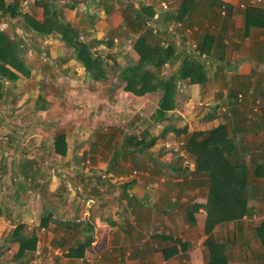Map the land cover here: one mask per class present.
<instances>
[{
  "label": "crops",
  "instance_id": "1",
  "mask_svg": "<svg viewBox=\"0 0 264 264\" xmlns=\"http://www.w3.org/2000/svg\"><path fill=\"white\" fill-rule=\"evenodd\" d=\"M39 1L1 0V7L14 6L18 15L3 14L0 10V31L5 34L11 31L12 37L9 39L18 45L29 71L28 77L15 71L19 76L16 82L4 80L2 84H9L10 90L6 91L13 94V102L17 100L18 103L24 96L29 99L32 96V105L34 103L33 106L38 108L33 111L35 117L36 114L54 112L52 108L55 105L59 108L65 104L69 112L81 111L84 117L82 125L77 121L76 128L66 125L63 133L52 134L53 142L57 136L63 135L66 144L64 155L56 154L53 144L54 154L66 160L67 155L74 152L75 145L84 144L80 137L87 139L90 135H95L96 141L91 140V147L82 152L97 155V162L92 156L86 157H91V165L97 163L96 169L110 168V172L104 174L83 170L87 178L73 182V195L54 194L61 202L67 200L70 208L62 207L68 205L61 203L58 210L47 209L42 212L48 218L43 227L39 226L40 220H32L26 224L28 221L20 214L18 219H12L11 222L19 220L17 225H6L7 219L0 216L4 221L0 220V237L11 232L6 239H0V264H209L211 258H216L219 262L214 264H264V229L261 230L264 225V27L246 28L244 19L247 7L259 10L264 18V0H191L192 4L182 22L175 23L173 20L169 23V29L178 26L169 35L170 40L180 48L175 49L174 57L169 63L176 64L175 68L178 69L182 60L187 57L199 59L204 65L207 80L203 84L193 85L187 81L178 82L175 107L166 113L163 120L157 119L156 112L161 91L142 96L124 91L126 81L122 73L126 68L124 65L123 68H113L115 64H119L117 59H108V67L102 68L103 76L91 77L83 65L75 60L73 46L63 41L59 34L35 33L22 16L27 14L42 22V5L52 1L55 8L58 6L57 10L63 21L78 31V41L88 43L92 52H96L98 48H112L105 43L111 41L108 33L118 28L122 19L115 13H109L108 6L114 9L112 4L121 0H108V5L103 0ZM183 2L186 0H179L177 7H171V15L176 16ZM241 5L246 7L241 8ZM222 7H226L225 11H222ZM156 9L154 13L151 8L153 18L159 13L166 14V10ZM165 14L162 19L167 17ZM132 35L131 31L127 32L128 41L134 37ZM178 35L180 40L174 41ZM32 41L37 46L35 49ZM36 41L40 42L39 46L44 50L43 55L49 61L48 65L51 63L49 53L60 62L63 68L59 69L63 78L69 79V87L76 85V91H68L69 88L64 90L60 81H56L49 87L54 91L38 93L41 83L33 81L32 76L52 66L44 65L41 68L39 64L35 68L27 62V54L21 52L22 42L31 47L26 51L28 54L36 51L39 48ZM98 41L103 43L99 44ZM200 44H205L202 55L195 51ZM131 51L123 54L129 59L126 66H134L139 61V55L133 47ZM226 62L228 68L223 67ZM111 72H117L118 78L110 80ZM51 73L55 71L52 70ZM105 89L109 90V97L103 94L107 93ZM233 94L241 95L243 99L229 112L226 103L228 97L233 99ZM154 95L155 103L152 99ZM253 97L257 100L254 101ZM37 99L42 100V104ZM112 102L113 110L110 106ZM0 103L4 104L1 98ZM201 103L208 104L211 111L196 113L195 105ZM257 103L259 109L253 113L252 109ZM87 104L91 107L88 108ZM127 105L133 107L129 115L139 114V125L145 119L151 121L148 115H152L157 127H162L158 133L151 130L150 125H145V128L140 125L143 132L138 141L148 142L151 138L158 137L154 145L157 153H153L154 147L141 154L132 153L136 147L131 149L132 141H127L128 137H132L131 134H124L123 143L116 139V132L121 133L124 127L127 128V120L119 121L114 116L117 117V111ZM13 113L21 112L16 110ZM126 114L127 112L125 116ZM3 119L7 121L5 115L0 114V123ZM130 120L133 118L130 117L128 121ZM236 120L241 121V125L234 124ZM100 123H108L109 129H113L104 143H101V136L97 133ZM164 123L167 124L163 126ZM221 124L227 126L228 136L235 141L233 163L243 166L235 181L233 175L229 176V168L219 155H215L219 163L218 166L213 163L212 167L215 165L216 168L213 175L197 171L195 157L189 154L187 146L193 133L205 132ZM167 127H172L173 131L160 138ZM176 129L180 132L175 131ZM72 137L75 138V141L72 140L73 144H67L66 138ZM112 137L115 138L114 141ZM106 144L109 148L112 147L111 151H106L107 156L103 153ZM27 156L19 158L20 163L25 158L34 159L33 156ZM35 160L38 164L43 162L36 157ZM85 162L90 164L89 159ZM135 162L139 163L138 177L130 173L132 168L136 169ZM63 175L61 172L60 178ZM130 181H133V186L127 190L125 184ZM226 181L241 184L240 193L245 189L242 194L246 201L245 208L234 207L235 210L227 212L226 202L213 196L215 187ZM50 182L49 191H52L56 181ZM68 196L73 198L68 200ZM72 200L75 202L70 203ZM213 200L219 202L218 206L213 205ZM190 211L192 221L189 222L187 213ZM80 215L82 219L78 220ZM231 215L235 218L228 220L227 216ZM55 216L70 218L58 220ZM217 218L220 220L217 221ZM17 226L22 227L23 236L34 235L36 239L34 248L27 250L21 257L16 256L19 243L9 240ZM90 240L92 242L85 248L82 256H71V249ZM180 243L184 244V248H181ZM211 243L214 245H209Z\"/></svg>",
  "mask_w": 264,
  "mask_h": 264
},
{
  "label": "trees",
  "instance_id": "2",
  "mask_svg": "<svg viewBox=\"0 0 264 264\" xmlns=\"http://www.w3.org/2000/svg\"><path fill=\"white\" fill-rule=\"evenodd\" d=\"M39 2L43 3L44 1L40 0ZM191 2V0H186V2L181 4L176 16L173 14L171 15V12H167L165 14L167 17L163 19L162 17L156 19L153 18V13L150 7L140 5L139 8L135 10H129L127 8V10L124 11L125 14L123 13V22L119 26V30H123L119 35L127 37V33L125 31H131L132 33L138 35L134 38L132 46L135 52L139 55V61L134 66L124 67L126 68L122 73L123 79L126 81L124 91L132 92L135 96H142L146 93L155 92L157 90L161 91L162 96L159 102V107L156 111L157 119L159 120H163L166 113L174 109L176 101L175 96L179 86L178 82L187 81L189 84L193 85L203 84L207 80L203 63L199 59L197 60L189 57L182 60L180 68H178L171 76L161 77L159 75L161 68L168 64L175 54L174 43L170 40L171 36L168 33L170 24L173 20L175 23L182 22L184 16L188 12L189 6L192 4ZM54 5L55 4H53L52 1L46 4L43 3L42 7L44 19L42 22L34 20L27 14L22 15L25 23L31 30L39 35L59 34L63 41L73 46L74 58L77 62L83 65L86 73H89L93 78L103 76L102 68H107L108 63L95 52H92L91 45L78 41V31L63 21L59 11ZM13 8L14 6L10 5L7 8L0 6V10H2L3 14L9 13L10 15L17 16V10L14 11ZM256 14L258 15L256 16ZM244 19L246 28L264 27V18L261 17L260 11L252 7H247L245 9ZM148 21L154 22V24H156L155 27H148ZM150 39H152L151 42H149ZM164 39H167V41H164ZM166 42L168 43L167 45ZM98 43L102 44L103 42L98 41ZM105 43L112 46L111 41ZM204 45L205 44H200L195 51L202 55ZM108 57L111 60L116 59V57L112 55H109ZM114 61L115 60H113V62ZM147 66L153 67L155 71L148 68L146 69ZM27 68L28 66L22 58L16 42L10 40L4 32L0 31V98L1 91L4 86L2 82L4 80L12 83L16 82L19 76L15 71L25 77H28L29 71ZM229 95L232 94L230 93ZM240 99H243V96L237 94H233V99H229L228 97V103H226L228 108L227 111L230 112L231 109L234 110L233 108L237 105V103L241 102ZM256 100L257 98H254V101ZM255 106H258L257 110L252 109V112L258 111L259 103L255 104ZM241 123V121L236 120L234 124L241 125ZM226 127L227 126L224 124H221L218 127L205 132H195L189 137L187 146L189 154L195 157L196 169H198L197 171L208 172L213 175L216 168H214L215 165L213 167L212 165L215 162L216 166H218L217 163H219V161H217V157H215V155H219L222 156L223 162L226 163L229 168L227 169L229 171V176L233 175V181H235V179L238 178V171H240L243 166L235 165L233 163L232 159L235 158V141L234 138L228 136ZM170 131H173L172 127L165 128L159 137H165V135ZM175 131L180 132V130L177 129ZM157 139L158 137H153L148 142H143V140L136 141V143H134L136 148L132 151V153L137 152L141 154L144 150L152 148L156 144ZM132 140V137L127 138V141ZM54 144L55 153H62L64 155L66 149L65 136H57ZM20 173L22 178L25 180L24 183H28V189L31 188L34 190H41L44 186L43 183H40V179H43L46 176H42L43 172L37 160L25 158L21 161ZM247 176L248 174L246 175L245 180L247 179ZM46 181H49V177H47ZM125 186H127L128 190L133 186V181L128 182ZM240 186L242 187L239 183L226 181L215 187L213 196L226 202L225 206L228 208L227 212H230V209L235 210L234 207L245 208L246 201L244 199V195H242L245 189L243 188L240 193ZM218 203L213 200V205L218 206ZM191 213V211L187 213V219L189 222L192 221ZM234 218L235 217L233 215L227 216L228 220ZM47 219L48 218L42 215L39 226H45ZM218 220L220 219L217 218V221ZM21 229V226H17L13 235L9 239L11 242L19 243V250L16 253L17 257L24 256L27 250H30L31 248L33 249L36 241L34 235L31 237L23 236ZM263 229L264 225L261 226V230ZM91 242V240L85 241L84 243L79 244L76 249H71V256H82L85 248L90 245ZM212 243L209 245H214ZM180 246L181 248H184V244L180 243ZM214 263L219 262L216 258H211L209 264Z\"/></svg>",
  "mask_w": 264,
  "mask_h": 264
},
{
  "label": "rangeland",
  "instance_id": "3",
  "mask_svg": "<svg viewBox=\"0 0 264 264\" xmlns=\"http://www.w3.org/2000/svg\"><path fill=\"white\" fill-rule=\"evenodd\" d=\"M103 2L107 3V5L109 4L108 0H103ZM178 2L179 0H121V2L117 1V3L112 4L115 7L114 9L108 6L109 7L108 11L109 13H115L117 14L118 17H121L122 19L120 23L121 25L123 22V15L125 14L124 11H126L127 8L129 10H135L139 8L140 5H142V6L152 8L153 11L154 10L157 11L156 7L159 9V11H162L164 10L162 8V4H166L167 9L165 12L167 13V12H170L171 7H177L179 5ZM56 9H58L57 5H56ZM154 13L156 12L154 11ZM159 14H156L155 15L156 17L154 18H160L165 13H159ZM155 25L156 24H154V22L152 21L147 22V26L150 28L155 27ZM70 26L72 27L71 24ZM174 28L178 29V26H175ZM174 28H171L168 30L169 34L172 35V33L174 32ZM122 31L123 30H119V27L113 31H110L108 33V36L110 37V40L112 42V45H113L111 46L112 48H109V49H101V48L99 49L98 48L95 52L97 55L102 57L103 60L106 62H109L108 61L109 55L115 56L119 64H115L113 68H123V65L124 66L127 65V61L129 59L127 60L126 55H123V54L125 52H127V54L129 52H132L131 48L133 47L132 46L133 39L136 38V34L133 33L132 36L134 37H132V39L128 41L129 38L123 35H119L121 34ZM125 32L127 33V31ZM6 35L8 37H12L11 31L10 33H6ZM105 38H106V35H105ZM114 40H116V42H114ZM179 40H180V36L178 35L176 36V39H174V41H179ZM164 41H167V39L166 40L164 39ZM36 43L38 44V47L40 48L39 46L40 42L36 41ZM22 44H23V48H21V52L22 53L25 52L27 54V62L31 66H35V68H38L37 66L39 64H41L40 65L41 68H44V65L48 67L52 66V67H49L52 69L45 68L41 70V72L34 73V75L31 78L33 81L35 82L37 81L41 83V86H39L40 89L37 90L39 94L47 93L48 91H54L53 89H50L49 87H51V84H53V82H56V81H60V85L63 86L64 90L66 88H69L68 91L72 89H74L73 91H76L77 89L76 85H73L75 88L69 87L68 85V82H70L69 79L63 78L64 75L61 73V70L59 69L63 67H61L60 62H58L57 59H54V57H51V55L48 53V56L50 57V60H51L50 65H48L49 61L43 55V52H44L43 49L38 48L37 50H39V52L37 50L36 51L33 50V51H30L28 54V52L26 51H28V49L31 47L26 42H22ZM167 44L168 43L166 42V45ZM175 44H174L175 49L179 50L180 48ZM32 45L34 46V49L35 47H37L35 46L33 41H32ZM26 54L24 56H26ZM226 65H227V62L223 64V67L228 68L229 66H226ZM175 66L176 64H170V66L168 67L163 66L161 68L159 75L161 77L171 76L176 69ZM68 68H71V67H68ZM147 68L154 70V68L151 66H147L146 69ZM52 70H54L55 73L52 74L51 73ZM79 77H81V75ZM116 77L118 78L117 72H111L109 74V79L112 81L115 80ZM8 86L9 84L4 85V89L2 90V94H1L2 95L1 99L4 102V104L0 103V114L5 115V118L7 119L6 122L3 119V122L0 123V216H3V218L8 220V221L6 220L5 222L6 225H9V224L17 225V222H19V220L16 222L14 220V223H11L13 221L12 219H18V216L24 215L23 217L26 218L25 221H28V223L26 224H29L32 220H35L36 222H38L43 215L42 212H46L47 209L58 210L60 206L62 205L61 203H66V205H68V207L65 205L64 206L62 205V207L70 208V205L68 204L67 200L64 202L63 201L61 202L60 200L56 199L54 194L64 193V194H69L70 196L73 195L72 193L75 192L74 187H73V182L75 180L79 181L80 178H87L86 174L83 173L84 171L90 170L92 173L103 172L104 174H107L108 172H110L109 171L110 169H107V170L106 169L104 170L96 169L98 168L97 163L96 165H91L92 164L91 157H86V156L94 157V160L97 162L98 161L97 155L93 156L90 152H82V151H86L88 147H91V140L96 141L95 135H90V137H87V139L80 137V139L83 140L84 144L81 143V145H75L74 152L72 154L70 153L69 155H67L66 160L59 158L58 156L54 154V151H53L54 142H53L52 134L53 133L54 134L63 133L64 131H66L64 129V126L66 125L69 127L73 125V127L76 128L77 121H78V124L82 125L84 122V117L81 111L80 112H76V111L69 112L65 104L61 105L59 108H56V105H55V107L52 108V111L54 112L51 113V111H48L44 114L43 113L36 114V117H35V114H33V111L34 109L36 111V109L38 108L36 106L35 107L33 106L34 103L32 105V102H33V98H31L32 96L30 97V99L24 96V98L18 103H17V100H14L13 102L12 101L13 94H11L10 92L8 93L6 91L7 89L10 90ZM106 89L105 91L107 93H103V94H107V97H109V90H106ZM79 90L82 92L81 89ZM13 93L15 94V90L13 91ZM152 99H153V102L155 103L156 101L155 95L152 97ZM37 100L40 103L42 101L40 99H37ZM205 104L206 103L195 105L196 113L202 114L203 112L208 113L209 111H211L208 104L206 105ZM113 105H114V102L110 103L112 110H113ZM87 106L88 108L91 107L90 104H87ZM87 106H84V108ZM61 107H62V110L60 111ZM16 110H20L21 113L20 114L13 113ZM131 110H133L132 106L130 105L124 106L122 107V109L117 111L118 116L117 117L114 116V118H117L119 121L123 119L127 120L128 129L124 127L123 130L120 131L121 133L117 131L116 139L119 142L123 143L122 138L124 134H129V135L131 134L133 138L131 149H133V147H136L134 146V143H136V141H138V139L141 138L142 136L143 129L141 128V126H144L145 128V125L148 127L150 125L152 128L151 130H155L158 133L160 132L159 130H162V127H157V125L153 122L152 115L150 116L148 115V118H150L151 121H148L147 119H145L143 123L144 125L140 124L141 125L140 126L139 125L140 123L139 114L129 115L131 113ZM126 112L127 114L125 116ZM120 114H121V118L119 119ZM130 117H132L133 120L128 121ZM61 123H63L64 125H61ZM167 123H170V122H167ZM167 123H164L163 126H165ZM100 124L99 125L97 124L100 127L99 130H97V133L101 136V138L99 139L101 143H104V141L106 140V137L113 133V132L110 133L111 131H113V129L112 130L109 129L110 127L108 126V123L106 124L102 123L103 125L102 124L100 125ZM153 135H155V133ZM114 139L115 138L112 137V141H114ZM72 140L75 141V138L74 137L69 138V139L66 138L67 144H70V143L73 144ZM146 140H148V138H146ZM110 149H112V147L109 148V145L106 144L104 147L103 153L107 156L106 151H111ZM153 151H154L153 153L155 152L157 153V147H154ZM27 155L33 156L34 159L36 157L40 161H43L39 165L43 172L42 176H46V177H44L43 179H40L41 183H43V185L45 186V187L43 186L41 190H34L31 188L28 189V186H27L28 183H24L25 180L20 175L21 173H20L19 158L21 159L22 156L28 157ZM87 159H89L90 164H86L85 161ZM138 164H139L138 162H135L136 169L132 168L130 171L131 175L134 177H138L140 175V172H139L140 170L137 167ZM85 167H88V169H85ZM61 172H63L64 175L61 176L60 178ZM47 177H49V180L51 178L52 180H54V182L56 181L55 185L52 187L53 189L52 191H49V189L51 188V184L49 183H51L50 181L52 180L46 181ZM49 194H52V195L49 196ZM70 196H68V200H71L73 198V197L70 198ZM74 202L75 201L72 200L70 203H74ZM72 210H74V208H72ZM29 214L32 216H30ZM69 218L70 217H66V216H63V217L55 216V219H58V220L60 219L64 220V219H69ZM81 219H82V215L78 216V220H81ZM0 220L2 219L0 218ZM20 220H23V219H20ZM9 228L10 227H7L6 229H9ZM10 231H12L11 228H10ZM10 233L11 232H9V235ZM9 235L4 236V234H2L0 239L2 238L6 239Z\"/></svg>",
  "mask_w": 264,
  "mask_h": 264
},
{
  "label": "built area",
  "instance_id": "4",
  "mask_svg": "<svg viewBox=\"0 0 264 264\" xmlns=\"http://www.w3.org/2000/svg\"><path fill=\"white\" fill-rule=\"evenodd\" d=\"M240 7H241V8H245L246 6L241 5ZM162 8H163L164 10H166V9H167L166 4H162ZM225 9H226V7H223V8H222V11H225ZM257 107H258V106H255L254 110H257Z\"/></svg>",
  "mask_w": 264,
  "mask_h": 264
}]
</instances>
